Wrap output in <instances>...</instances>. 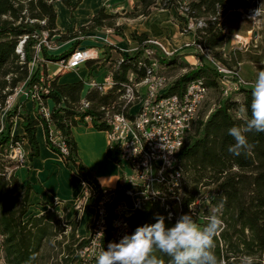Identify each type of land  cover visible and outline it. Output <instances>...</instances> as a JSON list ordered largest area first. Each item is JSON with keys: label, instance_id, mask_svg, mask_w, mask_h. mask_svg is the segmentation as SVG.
<instances>
[{"label": "trees", "instance_id": "16d2710c", "mask_svg": "<svg viewBox=\"0 0 264 264\" xmlns=\"http://www.w3.org/2000/svg\"><path fill=\"white\" fill-rule=\"evenodd\" d=\"M56 0H0V111L5 106L7 97L12 94L17 85L23 81L31 89L33 85L47 86V93H42V101L47 104L50 99L54 106L46 119L33 102V116L25 107V101L17 100L6 111L0 132V264H26L29 258L36 254L33 264H50L44 248L52 239L64 235L59 241L60 254L56 264H96L95 258L84 259L80 252L87 245L86 236L76 235L77 222L74 219L65 220L61 226L54 210L57 203H47L48 209L39 214L29 212V202L32 186L29 181L21 182L13 173L6 176L7 171L2 163L3 158L11 165L19 166L8 157L9 150L16 143H27L29 160L39 157V143L36 129L41 125L45 144L49 150L56 153L64 165L72 170V165L80 174L85 188L96 196L100 193V185L78 156V146L74 140L71 128L84 117L91 118V125L97 130L108 128L105 112L101 107L109 108L112 113L121 112L124 105L122 94L125 85L129 83V74L133 73L134 81L140 82L147 74L151 58L144 55V49H155L154 59L158 70L163 75L173 72V79L163 92V95L182 93L186 85L194 79H203L208 90L222 93L220 76L215 68L199 56L200 65L192 66L180 59L178 51L171 56L163 54L155 45L147 43L148 36L144 33H131V39L138 47L134 53H125L115 46L105 47L102 60L86 61L88 75L107 67L110 71L112 86L101 90L98 86L89 89L84 99L81 94L85 81L59 83L58 76L40 82L39 66L34 74L29 76L28 64L36 57V45L39 44L42 32H47L48 39L59 35L58 39L78 38L88 31L110 28L116 35H122L117 19L120 17L135 18L147 16L152 9L174 8L177 23L182 30L188 19L203 20L204 25L195 30L194 40L206 48L209 54L224 66L228 65L221 50L225 41V33L220 23V17L231 9L246 8L247 0H138L131 8L120 13L109 14L102 7L92 16L88 25L78 31L62 34L56 27V10L53 2ZM70 11H73L79 0H59ZM185 3L187 11L179 12V4ZM25 38L21 51L17 52L19 42ZM45 60L55 61L59 58L47 53V48L39 44ZM70 51L61 54L60 59H66ZM180 59V60H179ZM182 71V72H180ZM43 75L47 74L43 71ZM241 94L238 99L218 96L210 112L204 116L200 110L191 124L185 144L177 157V167L181 170L182 180L180 193L182 197V212L189 213V205L200 194L203 188L214 186L215 192L210 200L214 212L206 214L192 207L194 220L201 227L207 218L217 214L222 220V227L214 239V252L219 264H239L243 258L250 259V264H261L264 261V133H248L247 137L253 148L240 156H234L228 147L234 143L227 129L241 125L246 116H250L252 86H240L236 91ZM82 100L89 102L87 108L82 107ZM204 103V102H203ZM247 109V111H242ZM127 111V107L123 112ZM20 117L22 135L11 134L13 119ZM60 132L62 142L67 152L64 154L52 141L51 129ZM107 154L118 162V150L115 145L108 146ZM44 205V204H41ZM91 212V208H87ZM163 215L167 226L174 224L167 219L166 211L158 201L147 203L143 210L129 217V233L132 234L138 226L153 224L156 217ZM70 229L65 236L66 228ZM62 250V251H61ZM165 264L169 257L157 253Z\"/></svg>", "mask_w": 264, "mask_h": 264}, {"label": "built area", "instance_id": "2783aa9c", "mask_svg": "<svg viewBox=\"0 0 264 264\" xmlns=\"http://www.w3.org/2000/svg\"><path fill=\"white\" fill-rule=\"evenodd\" d=\"M184 11H187V7L183 2L179 4V12L183 14ZM203 25V20L188 19L181 31L191 33V40L181 48H190L197 57L199 55L206 58L219 74L222 94L227 97L231 95L229 90L238 91L240 86L248 84L235 78L230 85L231 88H227L224 84L226 81L229 82L226 74L232 71L216 61L206 48L194 40L195 30ZM24 40L25 38L19 42L17 52L21 51ZM147 43L155 45L166 56H171L177 51L168 50L158 40L149 39ZM39 44L44 45L47 50L52 48V39H48L47 32H42ZM39 44L35 46L38 50H40ZM154 54V48L144 49V55L151 58V65L140 82L134 81L133 73L129 74V83L125 85L121 96L124 100L122 111L112 113L109 108L101 107V110L105 112L108 125L105 130L108 146L117 147L122 175L117 187L100 186L98 196L90 194L83 183L82 193L74 198L75 209L91 208L92 219L86 235L88 242L80 252L84 259H96L103 248L107 249L110 242H119L124 235H128L129 217L143 210L145 205L151 201H158L165 209L167 219L174 222L182 212L180 193L182 173L177 167V157L209 90L203 79L197 78L191 80L182 93L163 95L169 81L159 72L157 61L153 58ZM98 58V51L95 48H76L66 59L59 61V66L53 72V76L60 70H72L89 59ZM53 76L45 77L42 72L38 74L40 82L47 81ZM112 85L111 75L102 83H92V86H98L101 90H106ZM140 85L144 86V91L137 90ZM47 91V86L41 85L38 88L33 85L30 89L26 84L24 90L13 91L8 96L9 98L7 97L5 106L12 96L22 93L25 98L35 102L39 112L48 119L50 108L43 103L41 97V94ZM136 98H139L138 108L132 111L127 105ZM88 106L89 102L82 100V107L87 108ZM125 107L127 111L123 112ZM84 122L90 123L91 118L84 117ZM2 129L3 125H1L0 132ZM50 135L52 141L65 154L67 150L60 132L52 128ZM24 144L16 143L8 152V157L20 165L27 155ZM191 206L200 209L199 199L195 198Z\"/></svg>", "mask_w": 264, "mask_h": 264}, {"label": "crops", "instance_id": "0c3cea01", "mask_svg": "<svg viewBox=\"0 0 264 264\" xmlns=\"http://www.w3.org/2000/svg\"><path fill=\"white\" fill-rule=\"evenodd\" d=\"M76 2L77 0H72ZM138 0H79L73 11H70L61 1L56 0L53 6L56 10V27L62 34L67 32L72 33L78 31L82 26L90 23L91 18L102 7L109 14L120 13L122 10L131 8ZM123 20V21H122ZM117 25L121 26L122 35H116L112 29H100L97 31L85 32L81 42H77L79 38H71L69 45L64 49L62 47H54L47 50V53L53 57L59 58L58 60H44L41 51L39 53V60L44 62L39 64V73H45L53 76V72L59 66L61 54L67 51L71 52L80 47H84L87 41L98 51V59L102 60L105 56V47L110 45L115 46L125 53H134L138 47L136 41L131 39V33L136 31L138 34L144 33L149 39L158 40L168 50L174 51L181 49L178 54L185 59L190 65L197 66L198 58L194 51L190 48L182 49L181 47L191 40V33L182 32L177 23V14L174 8L170 9H157L154 8L147 16L135 18H118ZM231 39L233 43L240 41H248V37L242 36L238 33H232ZM53 38L58 39L59 35ZM87 38L94 39V41ZM60 41V40H58ZM84 45V46H83ZM71 49H68V48ZM86 47V46H85ZM68 49V50H67ZM55 76H58L59 83H71L79 80L85 81L81 98L84 99L86 92L91 89L92 83H102L110 76V71L107 67L92 71L88 75V68L86 62L78 68L72 70H60ZM20 102L25 101V107L30 111L33 116V102L25 96L19 97ZM28 104H31L29 106ZM47 105L50 110L53 108V102L48 99ZM14 124L10 129L11 134L22 135L24 133L21 127L22 119L15 117ZM15 127H18L14 133ZM73 138L76 140L79 150L78 155L82 163L87 167L91 174L96 178L100 186L114 188L120 183L122 175V166L119 162H115L112 156L107 154L108 139L105 131H100L92 127L91 123L80 122L71 128ZM36 137L39 143V157L29 160V168L21 172L20 178L23 183L29 181L32 186L29 202L34 205H39V210L47 209V203L51 202L52 197L57 198L63 205H66L75 195L83 189V182L80 174L72 168L69 173L63 166L62 159L54 152L49 150L45 144V137L41 125L37 126ZM43 141V143H41ZM27 154L29 146L24 144ZM28 157V156H27ZM43 157V158H42ZM53 163L57 164L54 168ZM31 167V168H30ZM54 176V180H53ZM65 184L70 190L68 195H63L61 184ZM81 190V191H80ZM44 204V205H41ZM69 215V214H68ZM73 219L72 214L69 215L67 220ZM78 227V225H77Z\"/></svg>", "mask_w": 264, "mask_h": 264}, {"label": "rangeland", "instance_id": "374dc122", "mask_svg": "<svg viewBox=\"0 0 264 264\" xmlns=\"http://www.w3.org/2000/svg\"><path fill=\"white\" fill-rule=\"evenodd\" d=\"M247 2L249 3L248 7L228 10L224 12V14L220 17V20H219L223 26V31L225 33V41L221 48L224 54V58L227 60V64H228L225 67H227L229 70L232 71V73L226 74L228 76L227 78L229 79V82L226 81L224 84L227 86L228 89L231 88L230 85L232 81L235 80V78L245 82V84H248L246 86H250L249 84L253 86L258 72L260 70H264V0H247ZM260 7H261V12L257 14L256 16H254L255 10ZM121 18H126V17H121ZM232 33H238L242 36L248 37V41H243V39H240V41L233 43L231 39V36L233 35ZM53 37L50 38L52 39V48L59 46L65 49L67 45L71 43V41H67L68 39H63V40L58 41V40H55L56 38H53ZM87 39L94 41V39H91V38H87ZM81 41H82V37H79L77 39V42H81ZM84 44L87 48L92 47V45H90L88 41ZM68 49H71V48L69 47ZM176 50L179 51L181 49H176ZM39 53H40V50L36 49V57L34 58L32 62L28 64L29 76L35 73L39 64L44 65V62L39 60V57H38ZM178 57L182 60H185L180 55ZM197 58H198L197 64H200V59L199 57ZM173 72H176V70L170 71L169 73L165 74V77L167 78L168 81H171L173 79L172 77ZM95 83H98V82H95ZM25 85H26L25 81L19 83L17 87L14 89V92H16V90L17 91L24 90ZM144 89L145 88L143 85H140L137 87L138 91H144ZM229 92L231 94L229 96H231L232 98L239 99L241 97V94L239 92L232 91V89L229 90ZM18 94L20 95V98L23 96L22 93L21 94L18 93ZM19 95L12 96V98L10 99V102L7 103V106L1 109L0 128L5 118L6 111L10 109L17 100H19V97H18ZM218 96L219 97L221 96L222 98H226L225 95H223L222 93L218 94L217 92H214L213 90H210L208 92L207 97L200 108V114L202 116L205 117V115L210 112V108L213 107V104L215 103ZM138 104H139V98H136L133 102H130L127 106L132 111H134L138 108ZM28 105L31 106V104H28ZM14 120L16 119L14 118L13 121ZM17 128L18 127H15L14 133L18 130ZM41 143H43V141H41ZM78 150H79V147H78ZM2 163L4 164L5 166L4 168L7 171L6 176L9 177V174L13 173L20 181H21V178H20L21 172H24L25 169L29 168L27 155L25 156V159L21 162V165L18 164L19 166L11 165L9 162L6 161V158H3ZM62 164L65 167V169H67L68 172L70 173L71 170L68 167H66L64 163ZM53 165H54V168L58 167L57 164L55 163H53ZM72 168L75 169L73 165H72ZM54 179L55 178L53 176V180ZM63 182L65 181L62 180V184H61L63 195H68L70 190L68 189V187H65V184H63ZM214 192H215L214 186H209V187L203 188L200 194L196 197L199 199V202H200V207H199L200 212L204 211L206 214H209L215 211V209L210 204V200L212 199ZM81 193L82 191L79 192L77 195H75L69 202L66 203V205H63L60 202V200L57 198L52 197L51 199L52 203L60 202L59 205H56L54 207V210L58 212L57 218L60 222V225L63 226L65 220H67L69 215L72 214V218L77 222V225H78L76 235L79 237H83L88 234L90 224H91V219H92L91 214L86 207L75 209L73 206L74 198L80 195ZM48 208L49 207H47V209ZM40 211L41 209L39 210V205H34L33 208H30L29 210L31 214H37V215L39 214ZM69 232H70V229L68 227L66 228L65 236H67ZM63 237L64 235L62 234V236H59L56 239H52L49 243L46 244L44 248L45 254L49 257L50 264L58 263L62 256L60 254V244L62 243H58V242L60 240L62 241ZM1 256H2V253L0 252V263H2ZM250 262H251L250 259L243 258L240 260L239 264H250ZM257 262L258 261H255L254 263L257 264ZM260 262L261 264H264V261H260Z\"/></svg>", "mask_w": 264, "mask_h": 264}, {"label": "clouds", "instance_id": "9594fccd", "mask_svg": "<svg viewBox=\"0 0 264 264\" xmlns=\"http://www.w3.org/2000/svg\"><path fill=\"white\" fill-rule=\"evenodd\" d=\"M260 12L261 7L255 10L254 16ZM253 132L264 133V70L258 72L252 86L250 116H246L241 125L227 129L234 140L228 147L229 153L247 154L253 148L247 134ZM189 209V213L177 217L170 227L165 217L158 215L155 223L138 226L119 242H110L97 256L96 264H165L157 253L169 257L168 264H219L214 239L222 227L221 218L212 214L201 227L193 218L191 205ZM36 259L33 254L26 264H33Z\"/></svg>", "mask_w": 264, "mask_h": 264}]
</instances>
